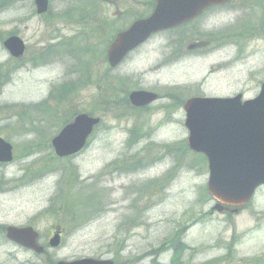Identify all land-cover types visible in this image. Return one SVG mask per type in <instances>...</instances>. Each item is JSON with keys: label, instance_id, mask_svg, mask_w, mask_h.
I'll return each instance as SVG.
<instances>
[{"label": "rangeland", "instance_id": "1", "mask_svg": "<svg viewBox=\"0 0 264 264\" xmlns=\"http://www.w3.org/2000/svg\"><path fill=\"white\" fill-rule=\"evenodd\" d=\"M4 1L0 39L16 34L25 52L14 59L0 41V137L13 149L12 162L0 164V264L83 256L264 264V186L237 213L211 211L206 161L186 148L182 110L193 96L259 92L264 0L208 9L153 35L114 70L104 58L108 27L123 20L125 28L154 0H49L43 15L32 0ZM134 89L159 98L134 108L127 100ZM78 112L101 122L82 151L58 158L50 141ZM139 160V168L127 165ZM28 224L42 245L61 228L59 246L38 256L2 237L1 226Z\"/></svg>", "mask_w": 264, "mask_h": 264}, {"label": "water", "instance_id": "2", "mask_svg": "<svg viewBox=\"0 0 264 264\" xmlns=\"http://www.w3.org/2000/svg\"><path fill=\"white\" fill-rule=\"evenodd\" d=\"M226 0H157L152 14L131 24L116 36L107 50L111 66L141 43L152 32L186 22L211 4ZM37 13L47 9V0H34ZM3 45L11 55L20 56L24 46L17 37H10ZM155 98L145 91L129 94L132 105L142 106ZM188 130V146L202 152L208 160V192L223 204L241 205L248 201L254 189L264 184V83L253 100L240 102L233 98H193L184 104ZM99 119L86 114L77 115L51 140L57 156L77 152L84 145L92 127ZM11 160V146L0 138V161ZM216 209L222 210L217 204ZM236 211V210H235ZM6 237L36 252L42 247L36 243L37 233L31 227H7ZM59 242L56 233L49 240L55 247ZM93 259H79L56 264H107Z\"/></svg>", "mask_w": 264, "mask_h": 264}]
</instances>
